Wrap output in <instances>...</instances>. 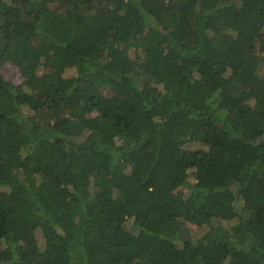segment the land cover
I'll use <instances>...</instances> for the list:
<instances>
[{
    "label": "trees",
    "instance_id": "1",
    "mask_svg": "<svg viewBox=\"0 0 264 264\" xmlns=\"http://www.w3.org/2000/svg\"><path fill=\"white\" fill-rule=\"evenodd\" d=\"M0 264H264V0H0Z\"/></svg>",
    "mask_w": 264,
    "mask_h": 264
},
{
    "label": "rangeland",
    "instance_id": "2",
    "mask_svg": "<svg viewBox=\"0 0 264 264\" xmlns=\"http://www.w3.org/2000/svg\"><path fill=\"white\" fill-rule=\"evenodd\" d=\"M2 71L8 79L13 80L15 82H20V75L18 69L12 64H8V63L5 64L2 68ZM189 225L194 229L197 228V226L194 224H189Z\"/></svg>",
    "mask_w": 264,
    "mask_h": 264
}]
</instances>
